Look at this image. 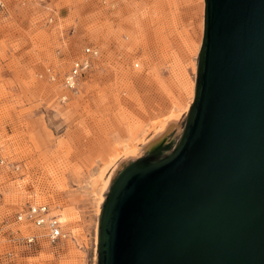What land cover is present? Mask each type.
<instances>
[{
	"label": "rangeland",
	"instance_id": "374dc122",
	"mask_svg": "<svg viewBox=\"0 0 264 264\" xmlns=\"http://www.w3.org/2000/svg\"><path fill=\"white\" fill-rule=\"evenodd\" d=\"M4 2L0 264H98L100 197L108 192L91 181L118 149L151 136L153 124L171 112L179 114V127L135 160L177 147L195 98L206 2ZM89 46L100 56L78 92L68 93L62 80ZM135 160L123 162L111 184ZM35 204L62 218L68 240L51 243L45 232L17 221ZM34 235L37 243L28 244Z\"/></svg>",
	"mask_w": 264,
	"mask_h": 264
},
{
	"label": "water",
	"instance_id": "95a60500",
	"mask_svg": "<svg viewBox=\"0 0 264 264\" xmlns=\"http://www.w3.org/2000/svg\"><path fill=\"white\" fill-rule=\"evenodd\" d=\"M205 2L184 132L114 180L98 264H264V0Z\"/></svg>",
	"mask_w": 264,
	"mask_h": 264
},
{
	"label": "built area",
	"instance_id": "2783aa9c",
	"mask_svg": "<svg viewBox=\"0 0 264 264\" xmlns=\"http://www.w3.org/2000/svg\"><path fill=\"white\" fill-rule=\"evenodd\" d=\"M34 1L42 5L47 2V0ZM4 7V0H0V8ZM99 56L100 50L98 48L89 46L84 49V57L75 60L70 71L63 78V87L65 91L68 93L78 92L81 78L91 71L93 60ZM67 97V95H64L62 98L66 100ZM16 218L18 222L29 223L42 231L46 230L48 232L46 233V237L51 243L66 240L69 236V233L63 230L60 218L52 214L48 205H30L25 212L19 213ZM38 239L39 237L34 235L28 236L25 240L28 244H35Z\"/></svg>",
	"mask_w": 264,
	"mask_h": 264
},
{
	"label": "bare ground",
	"instance_id": "6f19581e",
	"mask_svg": "<svg viewBox=\"0 0 264 264\" xmlns=\"http://www.w3.org/2000/svg\"><path fill=\"white\" fill-rule=\"evenodd\" d=\"M62 85H63V80H62ZM195 92H196V90H195ZM179 118H180L179 114L171 112L170 115L165 116L162 120L158 119L157 120L158 122L156 121L153 124V126L151 127V131H152L151 136L147 137L146 136L147 134L144 135L143 139L141 138L142 140L141 139H140L141 141L139 140V142H140L139 144L132 142V143L123 145L122 148L120 149V151L118 149L117 155H114L113 157H111L112 160L110 159L111 161H109L107 164H105L104 167L99 171V173H97V175L93 177V179L91 181V187L94 190H98L100 188L101 191L109 192L110 187L113 184V182L111 184V181L113 179V175L121 167L122 163L128 162L130 160H135L140 155V153L142 151L150 150L152 148L153 144L155 145V144L159 143L160 141H162L170 131H172L174 128L179 127ZM146 133H148V132H146ZM169 154H167V155H169ZM167 155H164L163 157H165ZM111 168H113V171L108 177L107 172L109 170H111ZM100 199H101L100 204L103 202V200H104V202L106 200L105 197H103V196H101ZM58 217L60 218V216H58ZM60 220L62 222V218H60ZM63 225H64V223L62 222V227H63ZM63 230H64V227H63ZM35 232H38L40 234L45 232L44 233L45 235H46V233H48L46 230L42 231L40 229L36 230ZM69 237H70V234L67 237V240L69 239ZM72 240H74L76 242V239L73 236H72Z\"/></svg>",
	"mask_w": 264,
	"mask_h": 264
}]
</instances>
